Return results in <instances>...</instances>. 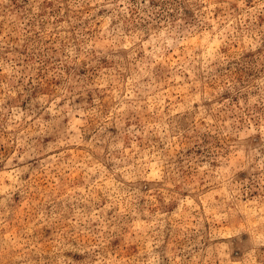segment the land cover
Returning a JSON list of instances; mask_svg holds the SVG:
<instances>
[{
    "label": "rangeland",
    "instance_id": "rangeland-1",
    "mask_svg": "<svg viewBox=\"0 0 264 264\" xmlns=\"http://www.w3.org/2000/svg\"><path fill=\"white\" fill-rule=\"evenodd\" d=\"M0 264H264V0H0Z\"/></svg>",
    "mask_w": 264,
    "mask_h": 264
}]
</instances>
